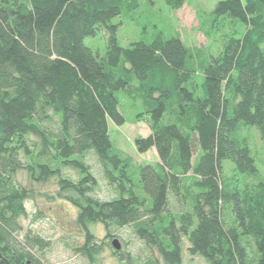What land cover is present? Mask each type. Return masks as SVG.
<instances>
[{
    "label": "trees",
    "instance_id": "16d2710c",
    "mask_svg": "<svg viewBox=\"0 0 264 264\" xmlns=\"http://www.w3.org/2000/svg\"><path fill=\"white\" fill-rule=\"evenodd\" d=\"M187 1L164 0L172 10ZM141 4L0 0V264H47L51 247L24 232L21 171L39 183L58 179L59 196L78 209L79 251L91 261L99 247L90 225L100 223L108 239L132 229L149 251L140 264H185V242L207 264H264V0H224L199 15L217 56L153 25L149 40L120 46L114 21H134ZM99 32L104 57L85 44ZM119 91L144 104L151 134L136 145L159 158L140 166L136 180L131 157L109 136V120L125 123ZM90 154L116 192L110 200L94 196Z\"/></svg>",
    "mask_w": 264,
    "mask_h": 264
},
{
    "label": "rangeland",
    "instance_id": "374dc122",
    "mask_svg": "<svg viewBox=\"0 0 264 264\" xmlns=\"http://www.w3.org/2000/svg\"><path fill=\"white\" fill-rule=\"evenodd\" d=\"M224 0H188L179 10L170 9L164 0H154V6L148 5V0H141L142 4L134 13V21L126 18H117L114 24L119 25L118 42L122 47H128L131 43L142 39L149 40L154 29L149 25L157 26L160 30L168 33L172 27L178 31L182 40L188 46L207 47L212 55L217 56L220 52L219 44H212L199 31V15L203 12H212L218 2ZM148 34L144 29L148 28ZM85 44L95 55L104 57L106 54V36L99 32L95 37L85 40ZM202 76L199 77V81ZM119 112L125 119L121 126L109 120V136L114 147L128 155L132 159L130 174L136 180L139 177L140 166H155L159 162L156 149L141 153L137 148L136 141L151 134L150 117L145 113L144 104L140 99H133L124 91L117 93ZM166 122V120H165ZM254 150L262 157V142L259 134L254 131ZM92 171L98 180V188L94 196L100 200H110L116 196L115 190L103 178L99 163L90 154L87 157ZM258 167L264 172V167L258 163ZM228 172L229 168H228ZM74 179L77 178L72 170H66ZM19 186L28 190L26 202L27 217L22 219L24 232L31 229L51 241V247L46 251L47 264H140L149 252L143 242L138 240L130 227L114 230L113 238H106V230L100 223L90 225V230L96 236L95 242L99 249L94 254L92 261L83 255L79 248L85 242V233L77 224L78 209L66 199L59 196V184L57 178L39 183L33 181L27 171H21L16 175ZM173 210L177 209L179 202L171 199ZM120 246L121 255L114 253L113 241ZM188 243H184L185 264H207L200 256H191L187 251Z\"/></svg>",
    "mask_w": 264,
    "mask_h": 264
},
{
    "label": "water",
    "instance_id": "95a60500",
    "mask_svg": "<svg viewBox=\"0 0 264 264\" xmlns=\"http://www.w3.org/2000/svg\"><path fill=\"white\" fill-rule=\"evenodd\" d=\"M112 244L116 251H120L121 248L116 240H114Z\"/></svg>",
    "mask_w": 264,
    "mask_h": 264
}]
</instances>
